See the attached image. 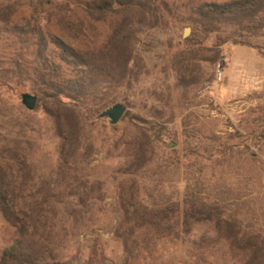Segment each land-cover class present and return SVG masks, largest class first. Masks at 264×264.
<instances>
[{"label": "rangeland", "instance_id": "obj_1", "mask_svg": "<svg viewBox=\"0 0 264 264\" xmlns=\"http://www.w3.org/2000/svg\"><path fill=\"white\" fill-rule=\"evenodd\" d=\"M90 1L0 0V21L20 23L34 16L74 48L100 54L123 17L93 19L82 7ZM162 1V22L138 33L131 49L130 83L109 90L105 105L89 125L93 126L89 141L83 143L93 146V155L85 158L82 151L78 156L82 182L77 186L89 191L85 224L80 231L70 224L63 231L64 214L56 218L64 252L75 257L77 264L87 262L96 250V264H176L185 258L184 247L167 246L156 262L128 261L120 238L126 228L118 233L125 218L121 203L122 196L134 194L136 188L160 203L163 198L173 200L176 211L170 219L174 221L159 230H187L194 238L204 236L203 248L211 264L244 262L238 248L233 251L224 239L227 221L248 227V247L264 249V14L255 23L214 20L202 25L195 13L198 6L238 0ZM68 5L71 11H66ZM187 29L191 34L186 38ZM21 71L11 74V85L0 90V163L18 167L19 161H25L33 173V184L41 188L54 184L64 190L67 182L58 177V124L56 115L50 114L56 112L52 106L56 103L39 94L41 84L32 69ZM62 71L66 79L74 77L68 67ZM24 94L38 97L35 111L23 105ZM117 104L127 108L119 125L99 118ZM137 124L157 128L162 154L139 175H125L140 143ZM195 151L202 156H192ZM170 154L174 155L171 160ZM191 196L205 199L209 207L218 204L223 208L221 229L217 218L211 222L208 216L209 221L192 222L188 229L183 224L174 226L184 218V200ZM153 230L138 229L134 239ZM16 236L17 230L0 211V258Z\"/></svg>", "mask_w": 264, "mask_h": 264}, {"label": "trees", "instance_id": "obj_2", "mask_svg": "<svg viewBox=\"0 0 264 264\" xmlns=\"http://www.w3.org/2000/svg\"><path fill=\"white\" fill-rule=\"evenodd\" d=\"M82 7L93 19L107 15L123 17L113 28L112 37L100 54L74 48L46 30L34 16L20 23L4 18L0 21V90L11 85L13 81L9 76L15 71L20 72L24 68L34 71L41 84L39 94L56 103L52 104L56 112L51 111L50 114L56 115L57 137L61 141L58 177L67 182L64 190L54 184L41 188L33 184V173L25 161H19L18 167L0 163V211L17 230L16 239L3 252L0 264H77L75 257L64 252V239L58 232L56 218L59 213L64 214L66 222H62L63 231L70 229L68 224L74 231H80L84 226L86 211L90 207L89 191L83 185L77 186L82 182L77 166L80 152L84 151L85 158L91 157L94 152L93 146L84 145L89 141L87 135L93 127L89 125L99 115V108L105 105L109 90L130 83L133 77L130 70L133 62L131 49L135 39L141 31L160 24L165 10L162 0H93ZM71 10L68 5L66 11ZM195 13L203 20L202 25L214 20L255 23L263 19L264 0L202 4L195 9ZM64 66L72 70L74 77L65 78ZM90 100L93 104H88ZM136 128L140 143H136L131 167L125 175H139L155 157L162 154L157 128L146 129L138 124ZM169 156L171 160L174 155ZM192 156L199 158L202 155L195 151ZM134 192L130 196H122L125 218L118 231L126 228L120 238L129 262H156L165 247L182 246L185 258L176 264H211L210 254L203 248L204 236L194 238L187 230L182 233L159 230L174 221L170 219L176 211V206L171 204L172 199L163 198L160 203L137 188ZM184 206V218L175 227L183 224V228L188 229L195 223L209 221L205 218L208 216L211 222L217 218L216 225L221 229L220 219L224 210L218 204L209 207L205 199L191 196L185 198ZM240 223L227 221L228 231L224 239L233 251L240 249L236 250L238 255H243V264H264V249L248 247L251 243L246 231L248 227ZM174 226L169 227L172 230ZM142 228L154 230L134 239L136 230ZM65 236H68L67 232ZM97 251L84 264H96Z\"/></svg>", "mask_w": 264, "mask_h": 264}, {"label": "water", "instance_id": "obj_3", "mask_svg": "<svg viewBox=\"0 0 264 264\" xmlns=\"http://www.w3.org/2000/svg\"><path fill=\"white\" fill-rule=\"evenodd\" d=\"M191 30L187 29L185 37H189ZM23 105L31 112L35 111L38 105V97L31 94H24L22 96ZM127 108L123 104H117L112 108L103 112L99 118L108 119L112 126H117L122 121L126 114ZM174 147V146H173Z\"/></svg>", "mask_w": 264, "mask_h": 264}, {"label": "built area", "instance_id": "obj_4", "mask_svg": "<svg viewBox=\"0 0 264 264\" xmlns=\"http://www.w3.org/2000/svg\"><path fill=\"white\" fill-rule=\"evenodd\" d=\"M220 76H222V73H220Z\"/></svg>", "mask_w": 264, "mask_h": 264}]
</instances>
